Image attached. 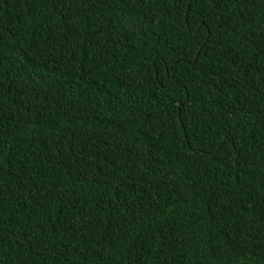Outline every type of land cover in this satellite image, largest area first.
<instances>
[{"label": "trees", "instance_id": "1", "mask_svg": "<svg viewBox=\"0 0 264 264\" xmlns=\"http://www.w3.org/2000/svg\"><path fill=\"white\" fill-rule=\"evenodd\" d=\"M0 264H264V0H0Z\"/></svg>", "mask_w": 264, "mask_h": 264}]
</instances>
